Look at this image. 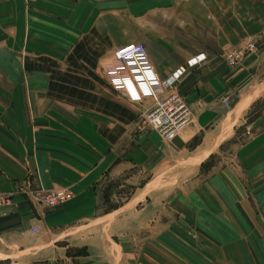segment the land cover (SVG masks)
I'll return each mask as SVG.
<instances>
[{
  "label": "crops",
  "instance_id": "1",
  "mask_svg": "<svg viewBox=\"0 0 264 264\" xmlns=\"http://www.w3.org/2000/svg\"><path fill=\"white\" fill-rule=\"evenodd\" d=\"M89 31L107 43L103 55L142 42L159 77L204 54L176 83L190 109L179 146L140 126L150 99L134 106L106 87L97 94L122 109L109 113L47 94L36 58L63 63ZM245 39L256 48L228 69L217 55ZM239 125L251 135L226 149ZM225 152L232 164L204 170ZM25 182L71 198L31 203ZM0 192L12 193L0 207V264H264V0H0ZM232 208L229 230L249 249H161L176 222L214 228Z\"/></svg>",
  "mask_w": 264,
  "mask_h": 264
},
{
  "label": "built area",
  "instance_id": "2",
  "mask_svg": "<svg viewBox=\"0 0 264 264\" xmlns=\"http://www.w3.org/2000/svg\"><path fill=\"white\" fill-rule=\"evenodd\" d=\"M255 43L242 41L223 50L220 55L227 62H236L244 53L252 51ZM203 53H197L177 66L169 75L159 77L154 73L147 58V51L142 42H128L115 47L110 55L111 61L102 66V76L111 86L120 89L128 101L150 99L151 105L140 112V126L144 130L157 132L165 141L178 136L190 120V109L183 96L177 92L176 83L189 67L204 60ZM221 102L226 103L224 98ZM21 193L31 203L45 207H56L71 198V192L62 187L42 188L25 182ZM12 193L0 192V207L11 202Z\"/></svg>",
  "mask_w": 264,
  "mask_h": 264
},
{
  "label": "rangeland",
  "instance_id": "3",
  "mask_svg": "<svg viewBox=\"0 0 264 264\" xmlns=\"http://www.w3.org/2000/svg\"><path fill=\"white\" fill-rule=\"evenodd\" d=\"M93 32L94 31H89L87 34H85L81 38L84 40L83 43H84L85 47H87L89 45L91 48H94V49H96V51L100 52V55L95 60V66L93 68L87 64V67L88 68L90 67L91 70L101 80L100 82L97 80H91L90 83L92 85V90H91L92 93H96V95L99 96L97 93L104 90V88L109 87L111 90L120 91L122 93V96L128 101L126 95L124 94V92L122 90L113 88L111 86L112 84H110V82H108L109 80L106 79L104 76H102V66L111 61L110 55H111L114 48L111 49L108 54L106 53L103 55V51L106 50V48H107V43H105V41H103V39H101V38L97 39L93 35ZM80 40H78V41H80ZM246 40H248V39H245L243 41H246ZM230 47H232V46H230ZM230 47H227L223 50H226V49L228 50V48H230ZM255 48H256V45H255ZM250 52L251 51L244 53L239 59L236 60V62L234 61L233 63H230V64L227 62V60L224 58V56L219 54V55H217V57L221 58L224 61L225 65L228 69H231V68L235 67L240 62V60L246 54H248ZM97 59L100 60L99 63H97ZM54 63H55L54 66H51V67H54L59 71H64L67 69L65 59H64L63 63H57L56 61H54ZM64 63H65V66H64ZM95 67H96V69H95ZM143 100H145V99L143 98L142 100H139L138 102H133V103L130 101H128V102L134 104V106H138L139 104L140 105L142 104ZM223 104L226 105L227 102L223 103ZM85 108H89V107H85ZM146 108H148V107H146ZM139 114H137L138 117H140ZM246 116H247V120L244 122V124H246L249 121V117H250L249 112L247 113ZM142 129L144 130V128H142ZM251 132L252 131L250 128H245V127H243V125H241V126L239 125L237 127L236 134H235L236 138L233 135V137L226 143L227 144L226 149H228L229 146L233 147L234 144L237 145V144L245 142V140L251 135ZM223 150H225V149H223ZM225 151H227V150H225ZM232 161H233L232 158L228 156L227 152H225L224 154H222V157H220V159H217V158L209 159V164L206 165V167H205L206 169H204V170H207V168L209 169L211 167H212L211 170H213V168H218L219 165H225L226 164V166H228V164H232ZM219 162H220V164H219ZM106 183L107 182H105L104 184H106ZM249 193L250 192L248 189H245L242 191V195L245 197L244 199L246 201V204L243 205V211H245L247 213V216H250L251 211L256 213V206L253 205V202L249 196ZM180 208L182 209V212L180 211V213H189V214L193 213L195 215L196 214L200 215V213L202 212V208L204 209L203 213L208 212L205 210L206 209L205 206H199L197 209L194 206H190V210L185 206L179 207V209ZM209 208H215V206H210ZM215 209L217 212L218 211L217 208H215ZM227 213H228V211H227ZM213 215H216V214H213ZM233 217H234V208H232V211L230 213H228V215L226 214L224 216L223 221L218 222L216 220V222H214L215 227L213 228L211 226L212 225L211 222L194 221L191 219L190 216H188V217H186L187 218L186 221H178V222H176V225H174V223L172 224L175 226V229H176L175 235L176 236L161 238L162 239L160 242L162 245L161 249H168V248L169 249H224V248L234 249V242L235 241H238V243L241 245V249H249V245H250V239L249 238L245 239L244 237H237V239H235L232 237V234H231L232 232L229 229L233 228ZM216 218L217 217L215 216V219ZM218 226H223V229L226 230L225 233L229 237L219 238L218 237ZM218 241H220L219 243L224 248L223 247L220 248L218 246ZM151 242L153 243V241H151ZM223 242H225V243H223ZM69 249H70L69 252L73 253V255H74L75 252H82V249H84V247L69 248ZM69 252L67 251V253H69Z\"/></svg>",
  "mask_w": 264,
  "mask_h": 264
},
{
  "label": "trees",
  "instance_id": "4",
  "mask_svg": "<svg viewBox=\"0 0 264 264\" xmlns=\"http://www.w3.org/2000/svg\"><path fill=\"white\" fill-rule=\"evenodd\" d=\"M93 35L100 39L97 33L93 32ZM83 42V39L78 41L65 57L67 69L64 71L51 67L55 63L47 57L39 56L36 58V60L42 62V66H34V68L49 72L47 94L57 100L80 107H95L96 110L109 113L117 110L121 111L122 109L117 103L91 92V80L101 81L90 68L95 66V60L100 52L89 45L85 47ZM87 64L90 66L89 68ZM24 68L33 69L26 61L24 62ZM83 253L84 250L82 249V252H75L74 254Z\"/></svg>",
  "mask_w": 264,
  "mask_h": 264
},
{
  "label": "water",
  "instance_id": "5",
  "mask_svg": "<svg viewBox=\"0 0 264 264\" xmlns=\"http://www.w3.org/2000/svg\"><path fill=\"white\" fill-rule=\"evenodd\" d=\"M171 143H173V145H175V146H179L180 143H179L178 136H175V137L171 140Z\"/></svg>",
  "mask_w": 264,
  "mask_h": 264
}]
</instances>
